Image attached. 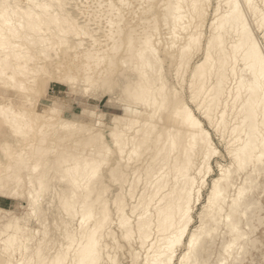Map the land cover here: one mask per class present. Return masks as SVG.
<instances>
[{"label": "bare ground", "instance_id": "6f19581e", "mask_svg": "<svg viewBox=\"0 0 264 264\" xmlns=\"http://www.w3.org/2000/svg\"><path fill=\"white\" fill-rule=\"evenodd\" d=\"M150 1L0 0V5H9L7 11L0 7V86L27 92L29 81L44 76L25 81L20 75L40 69L48 74V66L54 65L60 74L52 77L81 83L83 90L103 81L93 92L98 96L99 89L107 93V75L116 62L136 73L121 85L125 92L119 99L127 105L112 120L110 142L93 126L56 119L58 129L79 126L82 134L88 132L80 151L70 152L73 142L61 148L60 168L46 159L45 166L64 182L50 188L74 189L59 195L66 214L72 215L65 224L67 243L47 251L41 238L32 247L38 230L31 232L20 217L12 216V222L5 214L0 242L5 250L20 254L15 264H120L118 252L129 259L126 264H264V231L259 234L264 230V48L256 33L262 30L264 38V0ZM215 5L202 44L209 24L205 19ZM136 13L151 14L128 27L125 19ZM122 46L126 52L116 58ZM198 51L202 56L194 61ZM171 78L187 81L190 100L201 115L230 136L231 162L216 160L219 174L196 214L198 224L195 208L219 151ZM23 108L0 102V116L17 137L33 132L39 120L37 132L42 135L47 120L59 111L52 107L49 114L33 118ZM43 143L41 138L27 149H16L15 157L10 153L14 163L6 178L0 174V191L26 193L32 214L42 200L41 167L46 162L28 159L48 154L52 147ZM22 169H29L28 180L18 172ZM105 178L120 186L110 191ZM6 180L12 181L13 190H6ZM26 183V191L20 190ZM78 197L80 211L75 208Z\"/></svg>", "mask_w": 264, "mask_h": 264}, {"label": "rangeland", "instance_id": "374dc122", "mask_svg": "<svg viewBox=\"0 0 264 264\" xmlns=\"http://www.w3.org/2000/svg\"><path fill=\"white\" fill-rule=\"evenodd\" d=\"M154 1L155 0H151L150 3H155L157 0L155 2ZM216 1L217 0H213L214 4H216ZM133 2L134 3L136 2L134 5H138L137 3L141 4L143 0H141V2H139V0H133ZM144 4L146 5L148 3L145 2ZM216 7L217 5L213 6L210 9L209 14L207 15V18L205 19L207 21V24L208 23L209 24L205 31V35H203L201 38L202 44L206 41L207 36L209 35L210 22L213 18L214 10L216 9ZM150 14L151 13H136L135 16L137 17H134V18L132 17L131 14H129L128 15L129 17L125 19L124 23L128 27L133 26L140 20L141 17L146 18L150 16ZM249 20L251 19L249 18ZM119 24L120 23H118V25ZM162 32L164 31L162 30ZM256 33H257V36L259 38V41L262 47L264 48V38L262 36L263 35L262 30L261 31L256 30ZM156 44L158 48L162 46L161 43H156ZM60 50L61 49H59V52ZM125 52H126V47L122 46V48L117 52L116 58L123 55ZM195 55L196 57L194 56L193 58L194 61L199 59L202 56V53L198 51L197 54ZM168 60L170 59L167 58L164 61V65L166 66V68L169 65ZM107 62L103 63L98 68L99 69L104 68ZM32 66L37 67L36 64H32ZM50 66H48V69L50 70L48 74H44L43 72L45 71H43V69H40L39 71L34 72V74H30L28 76L20 75V78L25 81H29L28 79L31 77H35L37 80V78L40 75L44 76V77L40 76L41 79L38 78L37 80L38 82L34 83L32 81H29L27 83V86H28L27 92L23 90H19V89H11L10 86H7V87H5L4 85H2L4 87L0 86V102L12 103L15 109H24L23 107H25L27 109V112L30 111V113L28 112V114L32 115L31 117L34 116L33 118L36 117V113L40 114L42 112V114H45V113L49 114L50 109L52 107L59 109L56 116H53L52 121L47 120L48 125L46 126V130L42 135H40L37 132V128L40 127V123H41L40 120L38 121V123H36L39 126L37 127V125L35 124L36 125V126L34 125V127H36L35 130L31 132L29 135L17 137L15 136V133L13 134L14 131L12 127L7 122H5L3 116H0V174L3 175L5 178H6V174L9 173L8 166L14 163V160H15V158H12L14 156V153L12 152H15L16 149L18 151H20L21 148L27 149L30 143H38L41 138L44 139L43 146H51L52 152L50 150L49 152L51 153L48 152V154L44 155L43 158H40L39 155H33L28 160L30 163H36L37 161H40L42 164L44 161L46 162V159H49L47 161L51 163H55L56 169L63 166V161H62L63 158H61V151H62L61 148H63V146L64 148H66V146L71 145V143L73 142V146L71 145L69 148L70 152L80 151L79 147L83 148V146H85L84 144H86V140H87L86 136L88 134L86 129L84 130H86L87 133H84L85 131L83 130L84 132L82 134L81 132L82 127H79V126H76L75 128L69 127V128L58 129L57 128L58 126L55 127L53 125L56 119L62 118V116L64 119L66 118L67 120L69 118V121H72V122L82 123V124L84 123L88 127H91V128L93 126L95 130L103 134V138L105 141L110 142L109 131L113 127L112 120L115 116L121 117V114L123 112L122 107L125 104L127 105L126 102L122 103L123 101H120L119 99L120 98L119 95L125 92L123 88H121V85H126V82L124 81V79L125 80L127 79L128 74L131 79L136 77L135 72H132L126 64L118 61L116 62L114 66L110 68L111 72L107 75V79H108V81L106 82L108 86V91H106L107 93L103 92L102 89H99V92H98L99 95L96 96L93 94V92L95 88L99 87L103 81L99 82L98 84H94L90 86L87 90H83L84 88L82 87L81 83H78V84L77 83L75 84L67 83L65 81H61L59 79L54 78V77H57L58 74L60 73L59 71L54 70L55 69L53 68L54 65L53 67L52 66L50 67ZM51 69L55 71L54 72L52 70V72H54L55 74L51 73ZM51 75L52 76L55 75V76L52 77ZM171 82L174 84V87L177 88L178 96L185 99V101L192 107L195 113L204 122L205 126L209 129L212 139L219 151L218 152L219 154L217 153L218 155H214L213 157V171L212 173L210 172L207 175L206 183L203 185V189H202V197L196 205V208H195V217H196L197 216L196 214L198 213V211L202 209V206L204 202L206 201V198H207L206 194H208L209 192L212 178H214L215 176L219 174L216 160L219 159L222 163H225V164H229L231 162V157L228 151V148H229L228 142H229L230 136H229V133L222 134L221 132L217 131L216 127L212 123H210L203 115H201L195 103H192L190 100V90H189L187 81L181 82V81H176L174 78H171ZM38 85L40 86V90H38L39 89ZM112 87L115 89L113 92L109 93ZM33 88L34 90H32ZM35 89H37L36 92L39 91L37 92L38 94L35 93ZM33 93L37 95L35 96ZM26 97L27 99L29 98L30 100L32 99L34 100V98H37V99H35L36 101L32 100V102H34L32 104L31 102H29L30 100H26ZM109 98L111 101H109ZM174 98L175 97H172V95H170V98L168 101H172V99ZM57 100H65L66 101L65 106L59 107V108L56 107L54 101H57ZM78 138H80L79 143L81 142V145H79V143L77 142ZM76 142L79 146H76L77 145L75 144ZM82 142L84 143L83 146H82ZM8 143L10 144V147H9L10 150H13V151H10L9 149L7 150L6 144ZM74 146H76L77 149H75L76 147ZM53 150H56V151L53 152ZM7 151H10L8 153L9 154L12 153L13 156L12 154H10L11 155L10 156L7 153ZM39 159H41L43 162ZM43 164H44L43 167H41L42 169L41 173L45 175V177L42 178V181H43L42 183H44V187L42 188L43 195H42V200L40 201L39 206L36 210V214H32L31 209L29 207H26V203H25L26 195H27L26 193L21 196V195H9V194H6L4 191H0V227L5 225L4 224L5 220L3 218L5 214L7 215L9 214L11 218L12 216L20 217L21 218L20 224L26 225V227H28L31 230V232L38 230V232L35 233V237H37V240L34 242L32 247H35L38 241L42 238L44 240L43 247L45 248V250L54 251L57 248H60L61 244L64 247L66 246L67 239L65 237V233H66L65 224L67 220L72 218L71 217L72 215L68 216L66 214L64 206L61 205L60 203L59 195L60 193L61 195L65 194V193L63 194L62 191L70 192L74 189L69 190V189L60 188L57 190H52V188H50L52 184H55L56 187H60L64 182L63 180L59 178L60 174L56 173L55 171L51 169L52 167H50L49 165L45 166L47 165V162ZM16 167L17 165L13 164L12 170H15ZM28 171L29 169L28 170L22 169L18 172H20V174H23V176H25L26 174L25 178L26 180H28L27 179ZM10 182L12 181L6 180V183H7L6 190L8 191L13 190L15 187ZM105 182L109 184L108 189L110 191L120 186L119 183L114 182L112 179L110 180V178H105ZM26 189H27V183L24 184V187L21 188L20 190L26 191ZM76 192L80 194H83V193L86 194V191L82 189H77ZM81 200L82 198L78 197V200L75 203L76 204L75 208L78 209L79 211L82 209ZM50 201H52V203ZM261 201L264 204V197L262 198ZM11 220L12 222L15 221L14 218H12ZM194 223L198 224L197 217L195 218ZM262 229L263 228L259 229V234L263 233L264 230ZM45 232H46V235L44 234ZM5 247L6 245L3 243V241L0 242V264H7V262L10 260H12V264H15L17 259H19L20 254L17 252L12 253L10 250H5L6 249ZM118 258L121 260L120 264L122 262L123 264H126L129 260L125 255L122 254V252H118ZM177 263H178V260H176V264ZM244 264H249V263L246 260Z\"/></svg>", "mask_w": 264, "mask_h": 264}, {"label": "snow or ice", "instance_id": "6c2138e0", "mask_svg": "<svg viewBox=\"0 0 264 264\" xmlns=\"http://www.w3.org/2000/svg\"><path fill=\"white\" fill-rule=\"evenodd\" d=\"M0 7H2L4 9V11H7L9 8V5L3 4V5H0ZM260 59H261L262 63H264V52L260 53ZM54 103H55V106L59 108V107H64L66 104V101L65 100H57ZM81 224L83 225V221H81ZM194 239H195V237H194ZM57 264H62V262H57Z\"/></svg>", "mask_w": 264, "mask_h": 264}]
</instances>
